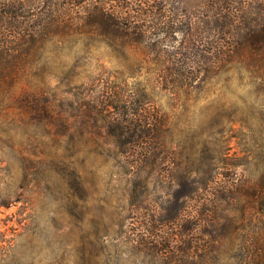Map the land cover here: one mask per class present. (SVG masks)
<instances>
[{
  "label": "rangeland",
  "instance_id": "rangeland-1",
  "mask_svg": "<svg viewBox=\"0 0 264 264\" xmlns=\"http://www.w3.org/2000/svg\"><path fill=\"white\" fill-rule=\"evenodd\" d=\"M158 32L48 35L0 85V264H264V61L172 83Z\"/></svg>",
  "mask_w": 264,
  "mask_h": 264
},
{
  "label": "trees",
  "instance_id": "trees-1",
  "mask_svg": "<svg viewBox=\"0 0 264 264\" xmlns=\"http://www.w3.org/2000/svg\"><path fill=\"white\" fill-rule=\"evenodd\" d=\"M174 2L0 0V85L19 73L25 54L57 33L101 35L115 48L130 49L145 58L151 48L149 28L159 29L164 38L171 33L179 44L176 54L160 60V72L172 83H187L198 70L234 57L258 56L264 61V0ZM135 18L148 24H137Z\"/></svg>",
  "mask_w": 264,
  "mask_h": 264
}]
</instances>
